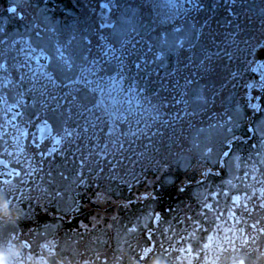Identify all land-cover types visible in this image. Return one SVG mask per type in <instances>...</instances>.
Returning <instances> with one entry per match:
<instances>
[{
	"label": "flooded vegetation",
	"instance_id": "af4514ba",
	"mask_svg": "<svg viewBox=\"0 0 264 264\" xmlns=\"http://www.w3.org/2000/svg\"><path fill=\"white\" fill-rule=\"evenodd\" d=\"M21 2L8 8L11 23L7 28L0 22V197L7 203L6 209L0 208V247L18 249L15 256L9 257V264H101L96 254L85 253L86 243L103 236L112 241L113 233L107 224L110 226V213H116L120 190L127 197L123 213L129 230L134 231L138 207L151 208V217L139 239L141 248L136 253L133 233L131 256L124 264H243L248 240V201L264 196L263 168L253 163L244 150L233 160L237 173L230 174L228 157L219 156L206 169H194L189 175L172 174L169 183L160 181L156 189L147 186L135 192L132 163L127 169L126 184L110 178L112 188L107 193L102 150L96 145L101 153L95 159L98 167L95 177L88 180L87 168L83 171L77 168L72 175L64 163L77 160L82 165L86 143L68 141L70 131L65 127L58 133L60 141L56 146L52 134L41 139L35 136L42 118H48L55 110L71 112L66 90L49 67L50 61L59 58H63L60 65L69 64V58L59 45L57 56L47 51L43 58L44 47L37 41L42 27L29 15L28 3ZM254 72V79L242 94L248 111L245 128L258 117L252 89L262 91L264 87V77L260 79L257 69ZM249 138L234 137L239 141ZM235 143L230 142L231 150ZM122 169L117 168L116 173H124ZM204 180L211 182V191L203 206L216 213L210 225L205 222L204 211L195 206L198 198L192 194V189ZM73 191H78L74 194L73 208L66 215H59L62 207L55 198L64 200ZM222 197L226 204L219 208L217 202ZM181 202L187 204L185 212L183 205H179ZM56 215L61 216L66 234H75L63 240L72 248L62 258L57 256L61 240L54 232L42 236L44 222ZM198 228L202 230L203 240L192 247L188 237ZM114 264L120 263L117 260Z\"/></svg>",
	"mask_w": 264,
	"mask_h": 264
},
{
	"label": "rangeland",
	"instance_id": "374dc122",
	"mask_svg": "<svg viewBox=\"0 0 264 264\" xmlns=\"http://www.w3.org/2000/svg\"><path fill=\"white\" fill-rule=\"evenodd\" d=\"M15 2L18 6L21 0H7ZM53 1L50 3V0H34L29 4L28 13L30 16L37 19V23L42 28H39V31L42 32L39 35V40L46 42L48 45L52 46L49 51H52L54 56H57L58 53V42L62 41L61 37L57 39L54 35V31H60L61 29L58 27V20L62 19L65 20V29L60 31L62 37H68V40L61 43L63 46L62 48L68 52V55H72L71 57V67L67 70V74L72 75L75 72L76 67L79 64H82L84 61V53L87 48V42L89 39H95L98 32L103 31L104 34L109 36V40L112 43L118 44L123 38L126 36H134V39L143 36L148 33L150 30V23L145 22L149 17V11L156 7L155 4L152 3L150 0H59L61 2ZM30 3V2H29ZM222 3V2H221ZM235 3L237 5L235 6ZM80 4V6H77ZM52 5V7H51ZM223 6H216L214 1H208L205 3L204 9L206 14L201 13L199 18L196 15L192 19H187L182 23L179 29H175L174 27H170V29H166L163 34H149V39L154 42L155 48L161 52V58L157 63V67L160 71L166 72L171 67L173 61L175 60L177 49H178V42L181 40L183 44H188L193 42L196 38L197 27L202 24V22H206L204 24V28L200 34V41L195 44V49L197 52L204 46L208 45L207 43L211 44H220L223 39H226L229 44H239L243 42L245 37H248L250 43H255L259 40V37L262 35L264 31V19L260 21V17H264V0H235L234 4H231V8L224 3ZM75 6V7H74ZM110 8V11L108 12ZM231 9V11H229ZM234 13V14H233ZM209 15V17H207ZM254 17V21L248 24L247 18ZM197 19V20H196ZM199 19V20H198ZM205 19V20H204ZM51 20H55L54 23ZM113 22L111 28H103L99 26V23H104L105 21ZM53 25V26H52ZM263 30V31H262ZM262 31V32H261ZM237 34L234 42L231 40V36L233 33ZM50 37V38H49ZM235 36H233L234 38ZM257 43V42H256ZM255 43V44H256ZM43 46V43H41ZM45 46V45H44ZM47 47V46H46ZM66 47V48H65ZM202 58L201 53L198 52L197 55L193 56L194 61H198ZM191 57L187 56L186 53L181 55L180 62L183 61V64L187 63ZM218 63L216 66H211L212 63L207 61L206 65V73L205 78L202 80H194L188 92V99L189 105L193 110H200L207 105L208 103H216L218 100L225 101L227 100V104H232L235 95L234 87H230L231 81L234 79L233 77L229 80L228 76H231V70H229V66L226 61L222 60L221 58H216ZM59 62L63 60V58L57 59ZM208 60V59H207ZM178 63V62H177ZM211 63V64H210ZM210 64V66H209ZM77 65V66H76ZM58 66L55 63V67ZM220 67V68H217ZM116 64L109 63L103 69V73H109L115 71ZM57 72H60L56 69ZM154 71H151V77L149 78L148 82L151 84L155 83L153 76ZM132 71L130 72V75ZM137 74V71H136ZM87 91H82L81 96L84 98L82 103L90 104L92 100V96ZM213 96H215L213 98ZM212 100V101H211ZM210 110L215 109V105L211 107ZM215 115L218 117L220 113L217 111ZM229 115L231 117V121L223 128L224 125H220L216 123L215 125L210 126H201L196 127L190 131L189 137L193 143H196V150L200 152H204L205 149L209 147V145H214L216 141H219L226 137V133L229 131L236 130V126L239 122V118L242 117L243 111L241 110V106L234 104L229 109ZM220 117V116H219ZM64 118V117H62ZM72 118H76V123H80V119L77 116ZM79 119V120H78ZM223 120V118H222ZM115 121H109V133L115 132ZM211 123V122H210ZM63 122L56 124V128L61 129ZM75 124V123H73ZM256 129L258 133V139L256 144L254 145H246V149L248 150L250 147L251 151V158L253 162L258 163L259 165H264V140H262V136L264 135V112L261 119L256 124ZM100 132H104L102 129L99 130ZM183 135V133H180ZM97 135L91 134L89 136L88 142L90 144H98ZM149 139L148 137H143L139 139H134V143H131V147L134 149L135 146L139 147L142 154H138V160H135V170L143 171L142 166V155L144 156L145 147H148V141L150 140L151 143H156L159 145V153L162 152V149L165 148L166 152L165 155L168 158H175L176 149H175V142L179 140V137H167L163 141H159L157 136ZM105 139V138H104ZM102 140V142L104 141ZM131 140V139H130ZM188 142L189 139H188ZM105 143L104 146H107ZM134 144V147L132 146ZM126 147V146H125ZM127 150L122 151L121 154H118V165L127 163L128 156ZM176 155V156H175ZM210 155L214 158V151H210ZM216 155V154H215ZM140 157V159H139ZM236 155L233 156L235 159ZM172 158V159H173ZM180 160L182 167L186 165V161H184V156L176 157ZM137 167V168H136ZM137 171L135 176H140L141 172ZM235 170H233L232 174ZM123 175V173H122ZM123 178V177H122ZM122 178H117V180H122ZM147 180V179H145ZM110 181H108V185L105 188L107 193H110L111 185ZM126 184V181H124ZM205 182V183H204ZM115 183V181H114ZM203 183L199 187H196L192 190L193 194L198 197L202 196L206 191L209 190L211 182L209 180H204ZM143 185H136L134 187L135 192H141L144 190ZM211 188V187H210ZM124 190L126 188L124 187ZM127 197L126 194L119 191V204L116 210V213H110V221L107 224L108 230L112 231V241L109 242L105 236L98 240H94L92 243H86V254H96L99 262L101 264H114L115 262H120L123 257L129 258L131 256L130 252V243H134L130 241L132 234L134 233L135 238H140L142 235V231L138 230L141 228L151 217V208L148 207H138V211L135 215L134 224L135 231H128V223L126 216L123 217V212L126 208V201ZM117 202V201H116ZM118 203V202H117ZM226 202L224 201V204ZM179 205H183L181 202ZM187 204L184 203L182 210L186 211ZM252 217L250 216V221L255 224L261 223L264 219L262 218L264 215V209H256L254 213H252ZM213 218V216H211ZM171 218H168V221ZM210 221V218L209 220ZM251 224V223H250ZM252 231V228H248V233ZM98 232V231H97ZM257 237L258 241L254 245L255 248H260L264 246V238L260 235L255 236ZM198 237L197 240H199ZM196 241L193 242L195 245ZM253 243V241H252ZM141 243L139 244V246ZM138 246V247H139ZM253 246V244H252ZM248 247V246H247ZM71 245L63 243L60 250L58 251V258H62L61 255L66 253L67 250L71 249ZM256 255H263V264H264V250L261 249L256 250L253 252ZM256 261V259H254ZM252 262V261H250Z\"/></svg>",
	"mask_w": 264,
	"mask_h": 264
},
{
	"label": "trees",
	"instance_id": "16d2710c",
	"mask_svg": "<svg viewBox=\"0 0 264 264\" xmlns=\"http://www.w3.org/2000/svg\"><path fill=\"white\" fill-rule=\"evenodd\" d=\"M150 1L157 6L153 15V28L155 31L162 30L166 25H176L184 17L190 16L194 5V0ZM145 48L147 54L153 52L151 45L147 41H145ZM186 78H192V73L186 72L184 74L180 71V68H175L165 76L162 86L157 91L150 93L145 89H134L132 105L136 124L139 127L143 126L147 123L148 119L146 117L151 120L159 116L170 118L168 117L170 115L167 114L169 111H173V114H171L172 120L177 119L180 113L185 115ZM114 81L111 77L107 85L104 82L102 85V116L104 119L112 116L116 117V112L120 115L126 114V109L130 111L128 98L124 96L123 91L118 89L116 81ZM188 115L190 116V114Z\"/></svg>",
	"mask_w": 264,
	"mask_h": 264
},
{
	"label": "clouds",
	"instance_id": "9594fccd",
	"mask_svg": "<svg viewBox=\"0 0 264 264\" xmlns=\"http://www.w3.org/2000/svg\"><path fill=\"white\" fill-rule=\"evenodd\" d=\"M7 203L0 197V208L6 209ZM18 252L16 247H9L5 245L0 247V264H9V257L15 256Z\"/></svg>",
	"mask_w": 264,
	"mask_h": 264
}]
</instances>
